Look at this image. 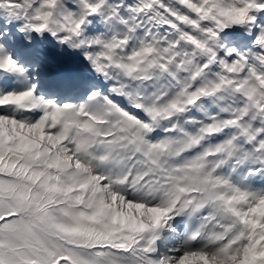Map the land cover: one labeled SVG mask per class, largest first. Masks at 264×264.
Listing matches in <instances>:
<instances>
[{"label":"snow or ice","instance_id":"snow-or-ice-1","mask_svg":"<svg viewBox=\"0 0 264 264\" xmlns=\"http://www.w3.org/2000/svg\"><path fill=\"white\" fill-rule=\"evenodd\" d=\"M0 264H264V0H0Z\"/></svg>","mask_w":264,"mask_h":264},{"label":"rangeland","instance_id":"rangeland-1","mask_svg":"<svg viewBox=\"0 0 264 264\" xmlns=\"http://www.w3.org/2000/svg\"><path fill=\"white\" fill-rule=\"evenodd\" d=\"M11 28V26H6ZM34 35V34H33ZM7 46L19 58L22 64L39 63L43 65L39 76L38 91L46 97H54L57 93L63 99L74 85H65L62 80L75 81L89 79L90 73L87 63L79 51L71 50L66 46L60 47L49 35L35 37L29 43L23 34H18L11 28ZM83 93V89L70 98L75 102Z\"/></svg>","mask_w":264,"mask_h":264}]
</instances>
